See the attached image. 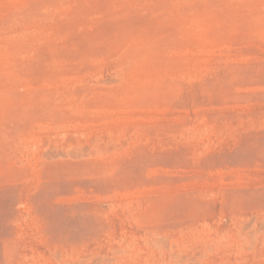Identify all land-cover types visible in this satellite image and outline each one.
Masks as SVG:
<instances>
[{
  "label": "rangeland",
  "instance_id": "1",
  "mask_svg": "<svg viewBox=\"0 0 264 264\" xmlns=\"http://www.w3.org/2000/svg\"><path fill=\"white\" fill-rule=\"evenodd\" d=\"M0 264H264V0H0Z\"/></svg>",
  "mask_w": 264,
  "mask_h": 264
}]
</instances>
